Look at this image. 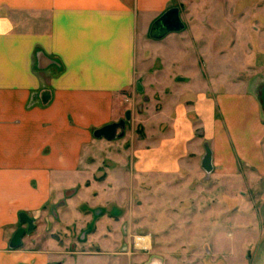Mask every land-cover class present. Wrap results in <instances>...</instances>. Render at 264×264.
Returning a JSON list of instances; mask_svg holds the SVG:
<instances>
[{"label": "rangeland", "instance_id": "1", "mask_svg": "<svg viewBox=\"0 0 264 264\" xmlns=\"http://www.w3.org/2000/svg\"><path fill=\"white\" fill-rule=\"evenodd\" d=\"M257 1V9L264 10V0ZM222 7L220 2L216 9ZM252 7L247 3L248 11H255ZM189 12L184 16L188 28L193 25ZM225 22L241 25L246 34L234 30L222 36L229 43L225 48L200 50L197 67L195 50L185 39L153 40L148 50L139 51L140 62L145 60L137 68L142 90L124 92L130 121L112 143L87 148L77 172L52 179H0L6 190H44L41 197L48 198L38 209L21 210L35 229L13 250V236L27 225L20 223L18 210L6 212L0 221V264H264V141L247 148V154L229 135L224 136L228 144L220 138L209 145L198 124L182 169L164 172L143 162L158 151V119L166 102L176 101L188 111L193 104L160 81L181 87L194 77L190 86L204 84L206 93L208 85L209 94L217 96L243 93L252 80L264 79V18ZM169 58L173 66L165 65ZM216 116L222 119L220 108ZM207 148L220 162L211 173L203 168ZM228 155L233 163L223 166Z\"/></svg>", "mask_w": 264, "mask_h": 264}, {"label": "crops", "instance_id": "2", "mask_svg": "<svg viewBox=\"0 0 264 264\" xmlns=\"http://www.w3.org/2000/svg\"><path fill=\"white\" fill-rule=\"evenodd\" d=\"M220 2L223 7L217 10ZM249 2L257 9V0H0V179L66 176L78 171L87 148L112 143L96 139L94 132L126 116L124 92L138 90L137 68L145 61L142 57L140 62L139 51L150 48L155 40L151 28L168 10L178 8L184 24L190 10L187 17L193 25L163 39L167 44L185 39L195 50L197 67L200 50L225 48L229 43L222 36L234 30L246 34L240 24L227 27L226 20L264 18L261 8L247 10ZM182 4L187 10H181ZM202 4L207 10L200 9ZM163 61L174 65L173 58ZM193 81L191 77L189 85L181 87L160 81L193 104L188 111L176 101L166 102L158 119V151L143 161L148 167L164 172L182 169L198 124L209 145L220 138L228 144L224 136L229 135L242 153L262 146L264 79L255 78L243 93L217 96L209 94L208 85L206 93L204 84L193 88ZM214 151L213 170L220 163ZM225 159L223 166L232 165L231 156ZM5 187L0 185V221L7 211L19 215L23 209H38L48 199L41 197L44 190Z\"/></svg>", "mask_w": 264, "mask_h": 264}, {"label": "water", "instance_id": "3", "mask_svg": "<svg viewBox=\"0 0 264 264\" xmlns=\"http://www.w3.org/2000/svg\"><path fill=\"white\" fill-rule=\"evenodd\" d=\"M185 29V24L182 22L180 17V10L178 8H173L168 10L160 19H158L152 26L150 36L155 40H161L165 38L170 33L181 32ZM138 90L141 91L142 88L140 84L138 85ZM131 113L128 111L125 116V120H121L118 123H113L104 126L94 132V137L96 139L105 138L112 141L118 138L117 131L119 129H124L126 122L130 121ZM207 155L203 161V168L207 173L212 172V152L209 148L206 149ZM19 221L23 225H27V228L19 229L13 236L10 242V248L15 249L19 247L22 243V238L26 233H30L35 229L34 221L26 213L19 214Z\"/></svg>", "mask_w": 264, "mask_h": 264}, {"label": "bare ground", "instance_id": "4", "mask_svg": "<svg viewBox=\"0 0 264 264\" xmlns=\"http://www.w3.org/2000/svg\"><path fill=\"white\" fill-rule=\"evenodd\" d=\"M141 244L144 242V243H146L147 241L144 239V238H138L137 239Z\"/></svg>", "mask_w": 264, "mask_h": 264}, {"label": "flooded vegetation", "instance_id": "5", "mask_svg": "<svg viewBox=\"0 0 264 264\" xmlns=\"http://www.w3.org/2000/svg\"><path fill=\"white\" fill-rule=\"evenodd\" d=\"M138 239V238H137ZM144 239H148V238H144ZM148 243V242H147Z\"/></svg>", "mask_w": 264, "mask_h": 264}]
</instances>
